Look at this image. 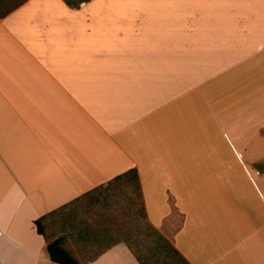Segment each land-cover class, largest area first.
<instances>
[{
	"label": "crops",
	"instance_id": "0c3cea01",
	"mask_svg": "<svg viewBox=\"0 0 264 264\" xmlns=\"http://www.w3.org/2000/svg\"><path fill=\"white\" fill-rule=\"evenodd\" d=\"M131 169L188 264H264V0H25L0 17V264H51L34 221ZM128 246L67 249L139 264Z\"/></svg>",
	"mask_w": 264,
	"mask_h": 264
},
{
	"label": "rangeland",
	"instance_id": "374dc122",
	"mask_svg": "<svg viewBox=\"0 0 264 264\" xmlns=\"http://www.w3.org/2000/svg\"><path fill=\"white\" fill-rule=\"evenodd\" d=\"M107 184L45 218L41 223L45 236L50 240L64 234L67 248L80 260H89L110 244L125 240L134 254L149 263L157 236L140 210L139 191L124 180ZM78 230L86 233L87 241L76 239Z\"/></svg>",
	"mask_w": 264,
	"mask_h": 264
},
{
	"label": "trees",
	"instance_id": "16d2710c",
	"mask_svg": "<svg viewBox=\"0 0 264 264\" xmlns=\"http://www.w3.org/2000/svg\"><path fill=\"white\" fill-rule=\"evenodd\" d=\"M24 1L25 0H0V17L4 16L9 11L16 8ZM63 1L69 7L77 8L80 6L82 2H85L87 0H63ZM120 180H124L126 184L132 186V188L134 187L135 190L139 191V195L141 197V193L139 190L138 176L135 170L131 169L123 174L117 175L111 181H109L108 184L113 182H118ZM108 184L106 186H108ZM99 186L101 185H98L96 187ZM88 192L84 194H87ZM63 207L59 208L58 210H54L48 213L47 215L41 216L40 218L34 221V224L36 226L37 232L39 234H42L46 239L45 249L48 258L51 261V264H80L79 260L73 255V253L64 246L66 240V236L64 234H60L56 238H52L48 240L44 234L43 227L41 226V223L45 218H47L49 215L55 212L60 211L61 209H63ZM140 210L142 214L145 215V212L143 211L144 210L143 204ZM151 228L155 230L153 227ZM63 229L65 230L66 227H64ZM154 232L157 238L152 252L153 257L149 263H146L143 260H141L139 256H137L136 254H134V252H132L130 246H128L139 264H188L187 261L179 254V252L175 248L172 247V245L164 237H162L156 230ZM85 234L86 233L84 231L78 230L75 234L76 235L75 237L78 240L87 241L88 239L85 237Z\"/></svg>",
	"mask_w": 264,
	"mask_h": 264
},
{
	"label": "built area",
	"instance_id": "2783aa9c",
	"mask_svg": "<svg viewBox=\"0 0 264 264\" xmlns=\"http://www.w3.org/2000/svg\"><path fill=\"white\" fill-rule=\"evenodd\" d=\"M257 173V172H256Z\"/></svg>",
	"mask_w": 264,
	"mask_h": 264
}]
</instances>
